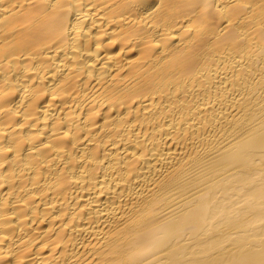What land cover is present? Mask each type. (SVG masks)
<instances>
[{"label": "bare ground", "instance_id": "1", "mask_svg": "<svg viewBox=\"0 0 264 264\" xmlns=\"http://www.w3.org/2000/svg\"><path fill=\"white\" fill-rule=\"evenodd\" d=\"M0 264H264V0H0Z\"/></svg>", "mask_w": 264, "mask_h": 264}]
</instances>
